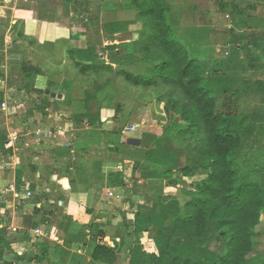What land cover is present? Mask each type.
I'll return each instance as SVG.
<instances>
[{
  "label": "trees",
  "instance_id": "16d2710c",
  "mask_svg": "<svg viewBox=\"0 0 264 264\" xmlns=\"http://www.w3.org/2000/svg\"><path fill=\"white\" fill-rule=\"evenodd\" d=\"M219 1L221 8L231 9L234 27L240 33L233 35L230 43L237 45L235 58L216 60L212 71L195 60L188 47L174 38L172 26L166 19L170 10L168 0L136 1L145 25L140 37V54H119L114 62L126 66L138 62L148 66L144 74L125 70H120L119 74L134 87L156 89L160 93L158 101L165 104L166 116L160 119V134L144 132L125 143L107 144L110 158H117V163L123 164L125 157L122 156H128L135 162V171L139 172V179L131 187L119 171L109 180L126 191L125 199L135 210L132 220L127 223L128 233H125L132 245L128 250L124 249L125 234L122 238L118 234L120 242L116 239L118 236H111L115 248L100 243L96 238L108 236L102 225L93 228V224H83L65 239V246L75 243L86 248L91 235L93 264H117L123 252L128 256L126 264H264V252L256 250L257 230L264 212V189L261 183L249 178L255 171L264 174L261 164L264 158L259 164L253 163L249 173L245 168L248 160L242 159L250 150L247 146L252 148L255 140L264 137V78L240 76L244 72L256 75L264 71V42L257 40L262 34L260 28L251 26V23H257V18L247 14L257 2L242 8L237 3ZM109 29L113 35L122 32L118 24ZM249 30L259 31L249 34ZM244 37H254L256 42L249 40L238 47V41ZM81 53L92 55L83 57L86 62L92 61L84 68L85 74L99 68V58L93 57L92 48ZM248 59L256 64L244 63ZM99 69L113 70L112 66L104 65ZM98 86L95 92H87L86 106L94 102L98 107L104 106L102 97L107 94L104 90L107 86L112 88V82L107 80ZM87 111H93V107ZM94 121L91 118L89 122L93 124ZM115 131L120 134L118 129ZM1 150H4L3 145ZM260 152L264 154V149ZM102 163L98 162L96 169H101ZM174 173L181 175L180 181L184 185L183 205L179 196L164 195L158 190L156 195L148 197L138 188L147 182L175 183ZM200 174L205 175L203 180L187 181ZM29 217L28 226L33 223ZM47 219L34 220V224ZM60 225L64 230L70 227L65 221ZM145 235L148 242L143 244ZM40 241L41 252L34 258L27 253L19 255L0 229V260L4 264H19L26 261L28 255L32 256L28 257L29 262L36 258L42 261L49 258L50 249L54 248L57 257L65 255L55 264H69L64 247L45 239ZM6 253L12 258H5Z\"/></svg>",
  "mask_w": 264,
  "mask_h": 264
},
{
  "label": "crops",
  "instance_id": "0c3cea01",
  "mask_svg": "<svg viewBox=\"0 0 264 264\" xmlns=\"http://www.w3.org/2000/svg\"><path fill=\"white\" fill-rule=\"evenodd\" d=\"M9 1L7 0V2ZM87 1L92 6L95 5L97 8H101L105 0H102L101 5L98 4V0ZM136 1L133 0L128 6L130 11H127V13L140 15V8L135 4ZM252 1V3L257 2V4L247 14L250 16L263 14L264 0ZM53 2L57 3V7L61 5L58 7L60 11L54 13V11L48 9ZM83 2L84 0H34L29 8L31 11L29 12L28 9L24 13L23 9L26 8V4L15 0L12 21L14 23L15 21L26 22L25 28L22 32L15 34L16 39L8 37L7 33L3 36L0 32V69H3V75L0 71V102L9 101L11 104L8 112L0 113V229L13 245L22 241L32 243L33 248L27 254L33 255V258L41 252V247L37 241H34L31 231L39 227L51 229L53 235L45 240L64 247L69 257V264H83L81 263L83 262L82 258L87 260L86 264H93L91 263L93 237L89 235L90 242L86 248L75 243L67 247L65 246V239L71 237L86 223L93 224V228L95 225L101 224L106 231V228H109L105 221L106 217L115 214L118 208H121V211L123 210L122 213L129 209L130 203L126 200L109 199L106 195V187L112 189V186L108 185V181L117 171V167L126 166L133 162L129 158L123 164L117 163V158L108 156L109 152H105L103 149L98 152L99 148L97 146H95V150L98 152L97 156L100 157L97 160H92L93 158L90 159L89 155L92 151L89 148H94V145H98V143L92 145L85 143L79 145L77 143L80 135L85 137L95 136L96 138L97 131L110 134V137H107L106 144L113 141L114 134L120 140L119 132L115 131L113 127L97 129L90 122L83 121V115H80L85 108L86 111L89 107L99 108L95 102L86 106L87 92H95L96 87L103 83L104 77L107 78L104 83H107V80L114 79V73H112L114 69L105 71L99 69L101 68L99 67L97 70L91 69L85 74L84 68L92 61L86 62V59L83 58L84 55L81 53L82 51H80V49H84V47H81L84 42L80 43L81 41L78 40L80 37L75 36L70 26L62 23L58 24V22L53 23V20L50 19L64 14L63 10L71 9L69 11L73 13V8H75L77 15H81L83 8L80 9L79 7ZM168 2L170 9L173 4V6L179 8L184 3H189L187 0H168ZM243 2L246 3L249 0H243ZM65 5H70V8L66 9ZM55 6H52V8L55 9ZM191 6L196 7L198 5ZM199 7L196 9H201ZM198 10L190 12V17L198 18L196 16L202 12ZM181 14L180 12L177 15L180 16ZM18 16L20 17L16 20ZM131 26L128 30L132 28ZM137 28V32L145 29L144 26ZM229 28L231 30L235 29V31L229 33V36L228 32H224L223 40L225 42L223 44L228 43L227 45L231 46L233 35L240 33V31L235 27ZM218 29L220 27H216V30ZM121 30L123 31V29ZM255 31L258 30H249L248 33ZM119 34H114L116 42ZM2 37H4V40H2ZM75 39L77 40L75 41ZM249 40L253 41L254 37L240 38L238 47L249 42ZM257 40L258 42H264L261 37H257ZM220 46L221 44L218 43L217 48ZM91 48L87 47L88 50H91ZM55 51H57L58 57H62V61L50 60V57H55ZM65 57H69V59L66 60ZM48 66L52 68V74L47 73ZM108 73L111 75L109 76ZM98 76L102 79L101 83L96 81L99 78ZM88 78L93 82L88 84L90 88L84 85L85 80L87 81ZM112 123L113 126L116 125L113 120ZM69 129L74 130L73 151L59 149V147L53 146L49 139L36 134V131L64 133ZM11 137H18V140L14 142L13 147H7ZM120 141L122 143L126 142L124 140ZM2 145L4 150H1ZM98 162H103L101 169L95 167ZM77 176L78 179L81 177V182L86 183L87 187H77ZM100 179L104 181L102 185L99 184ZM24 182L30 183V191L33 193V196L27 199L26 192L20 187V190L23 191L21 193L22 202L29 201V205L23 207H29V215L25 211H22L23 213L18 212L20 207L13 208L11 203L13 201L17 202L11 194L5 191L9 183H14L19 187ZM256 182L261 183L264 189V174L258 177ZM113 186H116V188H113L114 191L117 193L122 192V187ZM60 202H63L62 205ZM31 208L33 211H31ZM2 213H8L10 217L3 220ZM28 217L33 220L30 226L26 223ZM46 217L48 219L45 222H40L38 225L34 224V220L35 222L41 221ZM60 219H64L63 221L70 224L67 230L61 227L60 224L63 221L59 222ZM10 226L17 227L18 234H22L19 240L11 238L13 232L8 229ZM257 231L256 241L258 244V242L264 240V212ZM261 236L263 239L260 238ZM96 239L99 242L102 240L100 237ZM105 239L110 242L113 241L109 235ZM116 239L121 238L117 237ZM54 250V248L50 249L48 259L38 261L36 258L29 262L28 257L32 256L26 255V261L19 264H55L65 255L57 257ZM256 250L260 251L258 248ZM5 258H12V256L6 253ZM0 264H4L3 260H0Z\"/></svg>",
  "mask_w": 264,
  "mask_h": 264
},
{
  "label": "rangeland",
  "instance_id": "374dc122",
  "mask_svg": "<svg viewBox=\"0 0 264 264\" xmlns=\"http://www.w3.org/2000/svg\"><path fill=\"white\" fill-rule=\"evenodd\" d=\"M32 1L34 0H19V2H22L23 4H26V8L23 9L24 13L27 11L31 5ZM41 1V0H37ZM71 1V0H69ZM120 1H122L120 3ZM189 3H184L182 6L177 8L176 6L172 5V8L168 11L166 15V19L169 24L172 26V32L174 38L179 40L181 43L186 45L188 49L190 50V53L192 57L197 60L199 63L205 64L206 68L209 71H212L214 68V63L218 62L216 60L223 59V60H230V56H233L235 58V55L237 52V45L236 46H229L228 43L223 44L225 41L224 38V32L233 33L234 31L231 30L229 27H234L233 25V18L231 16V9L228 8L227 10H224L221 8V2L219 0H187ZM226 1V3L234 4L237 3L240 7H245L247 3H252V0H249V2H243V0H223ZM7 0H0V32H2L1 35H6L8 37H13L16 39V33L22 32L25 28L26 22L22 21H15V23L12 21L13 16V8L15 5V0H10L7 2ZM63 2V1H61ZM101 1L98 0V4L101 5ZM133 0H105L103 2V5L101 8H97L95 5L92 6L90 2L87 0H84L82 4H80V9L83 8V13L81 15H77L75 13V8L73 13H70L71 9L69 10H63L64 14L61 16H54L50 19L53 20V23L58 24H65L70 26V29H72V32L75 33L76 37H80L78 40H80L81 44L84 42V45H80L81 47H84V49H80V51H88L87 47H92L94 54L93 57L96 56L99 58L97 62H99L100 66L104 65L107 67H111L114 69L112 73H114V79L111 80L112 82V88L106 87L104 90L107 94L103 95V103L104 106L100 107L98 109H94L93 111H86L83 110L80 115H83V121H90L91 118L95 119L96 121L93 122L97 129H104L106 127H110L114 130L118 129L120 131L119 137L120 140L128 141V139L132 137H140L142 133L144 132H152V133H158L162 131V125L160 124V119L163 117L165 118L166 114L164 111V102H159L158 98L160 96V93L156 92V89H144V88H138L134 87L132 84H128L124 81V78L122 75L119 74V71L125 70V71H131L135 74H144L148 68V66L144 65L143 63H134L129 66L126 65H119L115 63L114 59L117 55L122 54H130V53H136L140 54V47L142 40L140 39L141 32H137L138 28H142V26L145 27L144 22L141 20L140 15L138 14H130L127 13V11H130V8L128 7ZM17 3V1H16ZM136 2L135 4H137ZM42 4V3H40ZM56 4V6H55ZM71 4V3H69ZM97 4V3H96ZM139 4V3H138ZM142 4V3H141ZM198 5L196 7H192L191 5ZM52 6H55V9L52 8ZM61 5H58L60 7ZM201 7L202 12L199 13L198 18H192L190 17V12H193L195 10H198L196 8ZM57 7V3H52L49 6V10L54 13L56 11H60V9ZM66 9L68 7L70 8V5H65ZM199 7V8H200ZM58 8V9H57ZM176 9V10H175ZM198 10V11H199ZM31 10L29 9V12ZM182 13L180 16L177 14ZM205 12V13H203ZM207 13V14H206ZM251 13V12H250ZM263 14H256L252 15V17L257 18V23L255 24L251 23L252 27L260 28L259 30L262 31V34H260L261 38L264 39V11ZM205 15V17H204ZM201 16V17H200ZM209 16V17H208ZM20 16L17 17L16 20H18ZM49 19V18H48ZM50 20V21H52ZM130 21V22H129ZM113 24H118L121 26V29L123 31L121 34L117 36V42L115 41V35L111 33L109 27ZM130 24L134 25L131 26ZM109 25V26H108ZM132 27L128 30L129 27ZM216 27H220V29L216 30ZM78 29V30H77ZM8 30L9 33H8ZM258 30V31H259ZM223 32V33H221ZM248 33V32H247ZM261 33V32H260ZM31 34V32H30ZM249 34H255V32H251ZM34 35V34H33ZM142 38V37H141ZM2 40H4V37H2ZM77 39H75L76 41ZM256 42V41H253ZM221 44L220 47L217 48V44ZM237 43V42H236ZM258 44V43H257ZM77 45V44H76ZM117 46L115 48L114 46ZM55 57H50L51 61H62L61 56H57V51H55ZM230 55V56H229ZM92 56L88 54L87 56L84 55V57ZM141 56V55H140ZM229 56V57H228ZM225 57V58H224ZM228 57V58H226ZM66 58V57H65ZM69 57L66 58L68 60ZM149 59V58H148ZM146 59V60H148ZM251 60V59H250ZM145 64L148 63L147 61H143ZM220 62V61H219ZM253 63L256 64V61H249L246 60L244 63ZM102 63V64H101ZM221 65V64H220ZM50 66V65H49ZM48 66V67H49ZM218 67V66H217ZM48 72L52 74V68H48ZM105 70V69H104ZM1 74L3 75V69H0ZM55 73V71H54ZM110 76L111 74L108 73ZM106 76V75H104ZM240 76L242 77H248V78H264V71L257 73L256 75L252 72L248 73H240ZM100 78V76H98ZM97 78L96 81L101 83L102 79ZM106 77L103 78V83L106 81ZM90 83H93L89 78L87 81L85 80V86L88 87ZM101 83V84H103ZM99 87V86H98ZM168 89V88H165ZM170 90V89H169ZM159 91V90H157ZM114 92V96H112V93ZM98 104V103H97ZM118 105L120 106V111L118 110ZM85 113V114H84ZM112 120L116 122V125L112 123ZM122 124V125H121ZM132 124V125H131ZM121 125V126H120ZM130 126L134 127V132L130 131L127 132V128ZM71 130V129H70ZM72 133L74 130H71ZM43 132V131H42ZM70 132V131H69ZM37 135H40L41 137H44L43 133L38 134V131H36ZM96 138L95 136L92 137H85L80 135L77 139V143L80 145L82 143L92 145L94 143H98V145H94V148H89L90 151V159L97 160L100 156H97L98 152H101L102 149L105 152L107 151V144L106 140L107 137H110V134L107 133H100L99 131L96 132ZM49 131L45 134V139H50L49 137ZM103 140V141H102ZM119 138L116 134H114L113 141H110L109 143H113L118 145ZM79 141V142H78ZM118 143V144H117ZM253 147L247 146L246 149H250L249 152H246V156L242 157V159L248 160V167H245L248 173L252 170L251 167L253 163L256 162V164H259L258 162H262L264 158V154L260 152L261 149H264V137L257 139L254 141V144H252ZM99 148V151L97 152L95 149L96 147ZM96 153H94V152ZM251 153L259 154V155H251ZM125 157L124 162L126 159H129L128 156H122V158ZM132 159V158H131ZM260 161H259V160ZM121 160V157H120ZM117 161V160H116ZM11 163V162H10ZM8 164V163H6ZM262 167H264V162L261 163ZM3 165V164H2ZM15 167V166H14ZM13 167V168H14ZM128 167V168H127ZM127 168V169H126ZM120 169V170H119ZM117 171H120L124 174L125 182L128 186H133V183H135L139 179V172L135 171V162H132L128 165H123L122 167H117ZM262 174H259L257 171H255L252 175H250V179L253 181H257L258 177H260ZM79 176V175H78ZM77 176V187H87L86 183L81 182V177L78 179ZM181 175L179 173H174V179H176L177 182L175 183H167V181H155L151 183H144L139 184L138 187L140 190H142L148 197H153L156 195V191L160 190L162 194L164 195H176L179 196V200L181 201V204H184V196L182 191L184 190V185L180 181ZM205 175L200 174L197 175L191 179H188L189 182H198L203 180ZM99 178H101L99 176ZM96 179H98L96 177ZM114 180H119V178H114ZM111 181H108V185L112 186L113 188H116V186H113ZM104 181H99V184H103ZM138 183V182H137ZM110 190L106 187V195L107 191ZM130 194L132 195L133 190H129ZM134 197L138 200L139 198L133 194ZM126 198V197H125ZM123 198V199H125ZM126 200V199H125ZM136 200V201H137ZM128 202V201H127ZM129 204V203H128ZM29 205V201L22 202L18 212L25 211L29 215L30 212H28V208H23ZM22 207V208H21ZM129 209L124 211L122 213L121 208H118L113 215L106 217L105 221L107 222L106 232L109 236H118V234L122 236L127 232V228L129 227V224L127 225L129 219H132L134 216L135 210L131 208L129 205ZM31 211L33 209L31 208ZM8 212V211H7ZM23 213V212H22ZM2 219L5 220L10 217L8 213H2ZM109 223V224H108ZM19 232H13V235L11 238H19L22 237V234H18ZM128 233V232H127ZM126 235V234H125ZM119 237V236H118ZM260 238L263 239L261 236ZM124 243L126 247L124 249L130 248L132 245L131 239L129 236L126 235V237H123ZM12 240V239H11ZM119 240V241H118ZM261 240V239H260ZM37 243L41 242L40 239L36 240ZM118 242L121 241V239H117ZM16 242V241H14ZM143 244L148 242V236H143L142 238ZM116 246V245H115ZM257 248L264 252V240H261L257 244ZM55 251V250H54ZM129 253V251H128ZM81 257V256H79ZM80 259V258H79ZM83 259V264L87 263V260ZM128 260V256L126 253H122L119 256V261L117 264H126Z\"/></svg>",
  "mask_w": 264,
  "mask_h": 264
},
{
  "label": "built area",
  "instance_id": "2783aa9c",
  "mask_svg": "<svg viewBox=\"0 0 264 264\" xmlns=\"http://www.w3.org/2000/svg\"><path fill=\"white\" fill-rule=\"evenodd\" d=\"M1 42V41H0ZM11 108V104L9 101H2L0 102V113L3 112H8ZM70 131V132H69ZM127 132H134V127L129 126L126 130ZM43 133L44 137L46 132H42V131H38V134ZM50 135V139L49 141L52 142V145L55 147H59V148H65L68 150L73 151L74 149V135L72 133V131L69 129L64 133H55V132H49ZM18 140V137H11L10 142L7 144V147H13L14 142ZM30 183L28 182H24V184L21 186L22 190H24L27 195V199L31 198V196H33V193L30 191ZM18 189V187L14 184V183H9L7 188H6V193L11 194L12 198L18 203H15L14 201L11 203V206L13 208H16L18 205L20 206V204L22 203V194L23 191ZM49 192V191H48ZM107 197L109 199H113V200H123V198L127 197L126 195V191L122 189V192L117 193L116 191L110 189L107 191ZM63 202H60V204L62 205ZM9 230H12V232H17L18 228L15 226H10L8 228ZM32 233V237L34 239V241L36 240H43L46 238H49L53 235V232L51 229L47 228V227H39L33 231H31ZM119 241V240H118ZM100 243H107L110 247L115 248V242L112 241L110 242L109 240L106 239H102L100 241ZM32 243H28V242H23V243H18L14 245V248L16 250V252L20 255L26 253L29 249L33 248L32 247Z\"/></svg>",
  "mask_w": 264,
  "mask_h": 264
},
{
  "label": "clouds",
  "instance_id": "9594fccd",
  "mask_svg": "<svg viewBox=\"0 0 264 264\" xmlns=\"http://www.w3.org/2000/svg\"><path fill=\"white\" fill-rule=\"evenodd\" d=\"M18 243H23V242H18ZM18 243H16V244H18ZM13 247H14V246H13ZM32 247H33V246H32ZM31 249H32V248H31ZM14 250H15V248H14ZM29 250H30V249H29ZM29 250H28V251H29ZM15 251H16V250H15ZM28 251H27V252H28ZM27 252H26V253H27ZM26 253H24V254H26ZM19 255H20V254H19ZM22 255H23V254H22Z\"/></svg>",
  "mask_w": 264,
  "mask_h": 264
}]
</instances>
